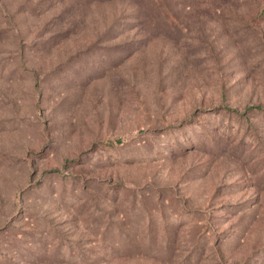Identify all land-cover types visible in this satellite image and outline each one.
Masks as SVG:
<instances>
[{
    "label": "rangeland",
    "instance_id": "obj_1",
    "mask_svg": "<svg viewBox=\"0 0 264 264\" xmlns=\"http://www.w3.org/2000/svg\"><path fill=\"white\" fill-rule=\"evenodd\" d=\"M0 264H264V0H0Z\"/></svg>",
    "mask_w": 264,
    "mask_h": 264
}]
</instances>
